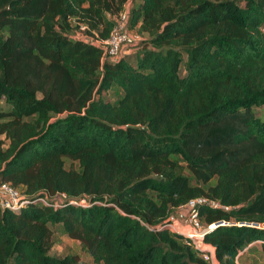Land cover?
<instances>
[{
    "label": "trees",
    "instance_id": "trees-1",
    "mask_svg": "<svg viewBox=\"0 0 264 264\" xmlns=\"http://www.w3.org/2000/svg\"><path fill=\"white\" fill-rule=\"evenodd\" d=\"M127 1L140 38L101 59ZM0 100V181L30 195L0 206V264H80L59 233L96 264H211L158 226L196 197L218 264L264 251V0H0Z\"/></svg>",
    "mask_w": 264,
    "mask_h": 264
},
{
    "label": "built area",
    "instance_id": "built-area-1",
    "mask_svg": "<svg viewBox=\"0 0 264 264\" xmlns=\"http://www.w3.org/2000/svg\"><path fill=\"white\" fill-rule=\"evenodd\" d=\"M128 1L125 3L123 8L114 16L115 23L111 27L109 34L106 38H91V40L98 44L101 49V59L103 57L114 58L120 52V47L124 44L127 46L132 45L136 42L140 35L137 31L129 28L127 25L128 15ZM72 23L74 19L71 18ZM85 24L77 23V29H75L71 35L75 38L89 39L88 35L84 34ZM64 197V194H61ZM34 201H38L42 204H50L53 206L57 205V201L47 195H35L32 196ZM30 200V195H26L20 191L17 187L9 184L6 181H0V206L8 209H17L25 205ZM201 201H208L213 205H217L213 201L206 200L203 197H196L189 199L186 203L180 206V210L185 209V215L183 223H178L175 217L170 216L165 219L158 226H166L171 231H175L183 234L187 239L188 243L192 247L202 251V257L209 260L211 264H218L214 257V248L210 243L203 241V234L213 228L210 224L203 226L200 224L197 218V211L195 204ZM68 202H74L69 200ZM183 219V218H182ZM213 224V223H212ZM156 228L153 227L152 229Z\"/></svg>",
    "mask_w": 264,
    "mask_h": 264
},
{
    "label": "rangeland",
    "instance_id": "rangeland-1",
    "mask_svg": "<svg viewBox=\"0 0 264 264\" xmlns=\"http://www.w3.org/2000/svg\"><path fill=\"white\" fill-rule=\"evenodd\" d=\"M122 50L124 51L127 50V47L126 48L123 47ZM119 92L120 90L118 88H115V87L110 88L107 91H105L104 96L109 100H113L116 98ZM0 105L1 106L4 105L2 100H0ZM253 112L258 116H263L264 107L253 106ZM67 162L68 161H66V165H67ZM184 215H185V209L183 208L182 210L179 209L177 215H175L174 217L177 219L178 223H183ZM49 251L50 253L56 254V255H63L66 252L75 253L80 264H96L92 261L90 255L85 250H82L80 248V244L78 243L76 239L70 238L65 234H60V233L55 234L53 243ZM237 263L238 264H264V251L260 250L259 243L255 242L252 249L241 253L239 257L237 258Z\"/></svg>",
    "mask_w": 264,
    "mask_h": 264
},
{
    "label": "water",
    "instance_id": "water-1",
    "mask_svg": "<svg viewBox=\"0 0 264 264\" xmlns=\"http://www.w3.org/2000/svg\"><path fill=\"white\" fill-rule=\"evenodd\" d=\"M218 223H220V221H219V222H214L212 227H214V226L217 225Z\"/></svg>",
    "mask_w": 264,
    "mask_h": 264
},
{
    "label": "bare ground",
    "instance_id": "bare-ground-1",
    "mask_svg": "<svg viewBox=\"0 0 264 264\" xmlns=\"http://www.w3.org/2000/svg\"><path fill=\"white\" fill-rule=\"evenodd\" d=\"M213 226V225H212Z\"/></svg>",
    "mask_w": 264,
    "mask_h": 264
}]
</instances>
